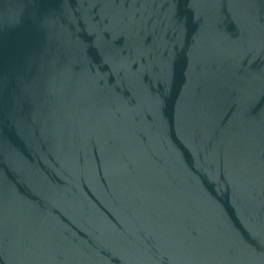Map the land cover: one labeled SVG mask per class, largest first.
<instances>
[{
  "label": "water",
  "instance_id": "obj_1",
  "mask_svg": "<svg viewBox=\"0 0 264 264\" xmlns=\"http://www.w3.org/2000/svg\"><path fill=\"white\" fill-rule=\"evenodd\" d=\"M0 264H264V0H0Z\"/></svg>",
  "mask_w": 264,
  "mask_h": 264
}]
</instances>
